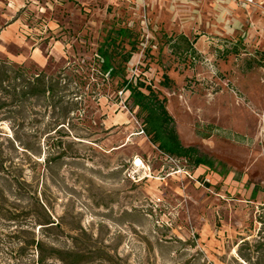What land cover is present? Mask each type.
I'll list each match as a JSON object with an SVG mask.
<instances>
[{"label":"rangeland","instance_id":"rangeland-1","mask_svg":"<svg viewBox=\"0 0 264 264\" xmlns=\"http://www.w3.org/2000/svg\"><path fill=\"white\" fill-rule=\"evenodd\" d=\"M18 1L0 62L53 92L0 93V264H35L33 240L84 264H243L264 207V0ZM118 30L112 78L97 50ZM122 76L151 87L211 170L150 143Z\"/></svg>","mask_w":264,"mask_h":264},{"label":"trees","instance_id":"trees-1","mask_svg":"<svg viewBox=\"0 0 264 264\" xmlns=\"http://www.w3.org/2000/svg\"><path fill=\"white\" fill-rule=\"evenodd\" d=\"M126 30H118L115 37L110 39V42H105L103 46L98 48L97 54L101 61L100 71L102 74H108L109 77L118 76V69L114 66V59L109 51V46L112 45V50L115 48V39L125 37ZM191 51V49L189 48ZM133 48L129 52L120 54L122 63H127L133 53ZM188 51V50H187ZM162 86L167 87L170 80L167 75L162 76ZM9 81L19 83L13 88L14 96L19 100H48L53 92L51 80L43 72L34 76H26L24 69L13 67L5 62H0V93L5 90V84ZM123 89L128 92V99L131 100L132 106L138 108L139 113L143 114L141 130L145 137L148 138L151 144L156 145L157 149L163 154L183 158L189 160L194 167L203 166L211 170L213 162L210 159L201 157L194 148H184L177 136L174 128L173 119L165 109L164 101L159 100L155 92L150 86L136 81L125 80L122 76ZM145 90L147 94L143 92ZM4 165L0 161V171H4ZM260 191L257 186H254L251 195L255 197ZM259 229L252 239H242L237 246V259L243 264H264V207L260 208V213L256 218ZM53 222L47 220L44 224L52 225ZM53 227V226H50ZM37 250V259L35 264H44L47 261H56L59 264H84L85 258L81 251L74 248H54L50 249L48 255L43 254L42 244L34 240L30 244Z\"/></svg>","mask_w":264,"mask_h":264},{"label":"crops","instance_id":"crops-1","mask_svg":"<svg viewBox=\"0 0 264 264\" xmlns=\"http://www.w3.org/2000/svg\"><path fill=\"white\" fill-rule=\"evenodd\" d=\"M19 2L20 1H18V0H0V4H2V7H3V5L4 6L7 5L5 7L6 10L4 12L2 11L3 15H0V16H7L8 19H11V21H12V24H10L6 28L7 30L11 29L12 27H13L12 29H14V27L17 28L18 24L21 23V19L15 17V11H17L16 6H18ZM1 23H4L3 20H0V24ZM260 32H261V34L264 35V25L262 26ZM4 34H5V31H2L1 36H3Z\"/></svg>","mask_w":264,"mask_h":264},{"label":"bare ground","instance_id":"bare-ground-1","mask_svg":"<svg viewBox=\"0 0 264 264\" xmlns=\"http://www.w3.org/2000/svg\"><path fill=\"white\" fill-rule=\"evenodd\" d=\"M136 163H137V166L140 165L139 161H136Z\"/></svg>","mask_w":264,"mask_h":264},{"label":"built area","instance_id":"built-area-1","mask_svg":"<svg viewBox=\"0 0 264 264\" xmlns=\"http://www.w3.org/2000/svg\"><path fill=\"white\" fill-rule=\"evenodd\" d=\"M247 1L251 2V0H247Z\"/></svg>","mask_w":264,"mask_h":264}]
</instances>
